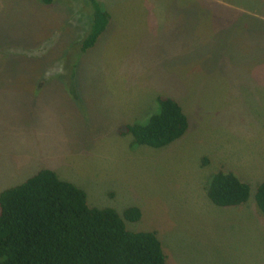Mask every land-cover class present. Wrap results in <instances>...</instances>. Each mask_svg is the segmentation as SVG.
<instances>
[{"label": "rangeland", "instance_id": "rangeland-1", "mask_svg": "<svg viewBox=\"0 0 264 264\" xmlns=\"http://www.w3.org/2000/svg\"><path fill=\"white\" fill-rule=\"evenodd\" d=\"M104 31L83 53L86 0H0V191L47 169L90 208H137L165 264H264V0H97ZM177 102L186 132L132 144L156 99ZM222 169L249 187L213 206Z\"/></svg>", "mask_w": 264, "mask_h": 264}, {"label": "trees", "instance_id": "trees-1", "mask_svg": "<svg viewBox=\"0 0 264 264\" xmlns=\"http://www.w3.org/2000/svg\"><path fill=\"white\" fill-rule=\"evenodd\" d=\"M49 4L50 0H42ZM90 26L78 48H91L104 31L108 15L97 0H86ZM157 113L144 124L123 125L118 136L154 149L179 139L187 130L176 101L156 99ZM207 200L218 208H235L249 197V187L222 169L207 179ZM253 201L264 217V181L256 185ZM140 219L137 208L119 215L109 208H90L85 194L59 180L47 169L0 191V264H165L154 232H130L125 223Z\"/></svg>", "mask_w": 264, "mask_h": 264}]
</instances>
